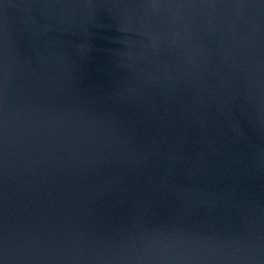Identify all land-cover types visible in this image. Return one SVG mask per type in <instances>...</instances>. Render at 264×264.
Segmentation results:
<instances>
[{"label": "water", "instance_id": "obj_1", "mask_svg": "<svg viewBox=\"0 0 264 264\" xmlns=\"http://www.w3.org/2000/svg\"><path fill=\"white\" fill-rule=\"evenodd\" d=\"M0 264H264V0H0Z\"/></svg>", "mask_w": 264, "mask_h": 264}]
</instances>
